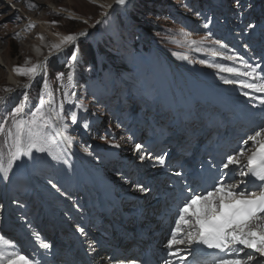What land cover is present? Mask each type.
Here are the masks:
<instances>
[{
	"label": "rangeland",
	"instance_id": "374dc122",
	"mask_svg": "<svg viewBox=\"0 0 264 264\" xmlns=\"http://www.w3.org/2000/svg\"><path fill=\"white\" fill-rule=\"evenodd\" d=\"M110 1L112 2V0H31V3L37 5L32 8L29 7V0H0V97L3 98L0 99V123L7 119L6 127L12 126L9 113L23 100L25 91L28 93V99L21 113L23 119H31L32 113L40 107L41 100L43 101L42 112L50 125L44 129L49 138L46 147L50 151L39 152L33 149L30 156L38 174L45 179L46 187L56 186L60 179L59 175L70 171L71 167L68 153L56 133L54 121L49 113L48 95H45L42 79L45 72L54 109L65 130L78 144L76 147L79 154L95 171L104 175L110 174L101 166L94 151L97 143L115 146L119 151L133 155L136 151L135 141L126 133L124 122L128 114L134 115L131 111L133 98L128 97L129 91L122 79L131 82V88L133 87L137 96L138 93H147L149 96L155 94L157 80L162 75L167 83L170 78L175 81V76L171 71L168 72L173 68L172 62L167 66L163 58L160 60V55L154 56L152 48L156 52L164 50L178 62L180 60L182 67H185V74L187 70L194 71L209 80L227 85L221 75L223 69L216 67L212 57L227 60L231 58L226 52L218 53L221 42L216 40V45L214 39L208 36L205 21L207 19H203L207 15L202 9L209 6L211 1L129 0L128 7L126 4L117 5L115 0L107 6L106 3ZM242 2L246 5L249 3L248 0H221L220 6L231 3L232 6L238 7ZM240 9L242 12L244 7L241 5ZM30 22H34L35 27L29 28ZM89 28L92 29L91 32L88 31ZM86 30L89 34L81 36L86 39L79 42L76 61H71V54L77 48L73 45L65 49L69 45L66 44L61 47L62 52L59 55L47 61L44 66L45 72L39 73L40 77L38 74L35 80L19 75L14 70L17 66L31 67L33 64H39L40 59L43 60L45 56L58 51L53 45L60 44L62 38ZM41 37L43 38L40 40ZM193 41L196 43H192ZM81 43L89 44L93 49V55L87 60L84 51L81 50ZM146 43L148 48L144 45ZM35 46H38L41 54L34 52ZM144 56L149 57V64L144 63ZM70 62L73 67H69ZM104 63L107 65L106 68L102 66ZM63 64L66 66L59 68ZM157 64L158 73L161 74L157 73L154 83ZM59 73L64 74L63 79L58 78ZM70 74L72 80L68 79ZM14 77L18 79V84L12 82ZM115 79L118 85L115 84ZM23 85L29 87L23 88ZM168 85L166 88L160 86L165 103L169 95ZM141 106L142 103L139 107ZM78 107L83 114L80 124L93 138L90 143L82 141L81 133L84 129L76 120L75 122L72 120L73 113L77 119L75 108ZM97 128L100 133H95ZM109 132L110 134L114 132L115 140ZM6 139L5 135H0V164L3 168H8L10 154L15 151L5 143ZM54 156L61 159H54ZM22 164L21 155L12 163L8 173H14L15 177L23 176ZM0 173L4 171L0 169ZM55 177L59 178L55 180ZM17 184H19L17 192L25 201L24 191H28L29 186L25 180ZM13 205L15 211H20L22 208L28 210L30 204L25 202L20 204L16 199ZM5 225V229L13 226L6 222Z\"/></svg>",
	"mask_w": 264,
	"mask_h": 264
},
{
	"label": "snow or ice",
	"instance_id": "6c2138e0",
	"mask_svg": "<svg viewBox=\"0 0 264 264\" xmlns=\"http://www.w3.org/2000/svg\"><path fill=\"white\" fill-rule=\"evenodd\" d=\"M115 2L117 5H125L127 0H115ZM29 7L35 8L37 5L29 0ZM28 27H35L34 22H30ZM16 35L19 36V33ZM79 35L84 36L85 33L81 32ZM76 39L75 35L65 36L61 43L54 44L53 48L59 51L63 45ZM192 43L196 42L193 41ZM78 50L77 48L72 52L71 61H76ZM230 58L234 59L235 57ZM69 67H73L71 62ZM216 67L235 73L238 76H251L259 65L256 67L246 65V67L251 68L250 72H241L240 69L225 67L224 65H216ZM14 70L19 75L35 78L39 73L45 72V67L43 64H33L31 67L17 66ZM63 76V73L58 74L60 79H63ZM72 78L70 74L68 79L72 80ZM42 79L44 89H48L49 82L46 72ZM225 82L235 83V81L228 80ZM244 86L264 93V84L247 83ZM22 87L27 88L29 85H23ZM6 91H11V89H6ZM245 95L250 94L246 92ZM0 99L3 98L0 97ZM27 99L28 93L25 91L23 100L9 113L12 122L11 127H6L8 125L7 119L0 123V135H5L7 137L5 143L8 144L10 149H15L10 154L8 168H3L0 164V169L4 171L5 177H7L12 163L19 159L22 154L31 155L33 149L39 152L50 151L46 147L49 138L44 131L50 125L47 122V117L42 112L43 101L41 100L40 107L32 113V118L25 120L21 117V113H23ZM257 99L260 104L264 105V96L257 97ZM72 120L73 122L76 120L75 113L72 114ZM71 139V137H68L69 142H71ZM250 141L255 145V150L247 156L246 163L242 164L241 157L245 155V150L241 148L237 154L227 157L223 168L240 166L239 175L241 177H254L260 182L258 186L261 191L259 193L245 192L244 190L237 192L235 190L236 185L228 184L221 179L213 186L212 190L204 194L190 195L179 208L178 216L174 221L175 226L171 230L167 243L168 255L176 257L179 264H188L186 255L182 253L193 247L217 250L220 255L213 258L211 264H253V254L245 253L246 259L239 258V254L244 252L245 249H252L255 254L264 258V127L248 136L243 144L247 145ZM136 147L139 149L140 145ZM53 158L61 159L59 156ZM159 159L163 163L164 158L160 157ZM244 168L247 171L243 170ZM188 191L191 193L192 190L188 189ZM197 205H199V208H197ZM82 231L83 229H81ZM4 244V238L0 237V264H4L5 259H7V264H34L33 260L24 255L13 253L6 257ZM43 247L48 248L49 245L44 244ZM120 264H123V262H120ZM130 264H135V262L132 261ZM165 264H172V261L168 260Z\"/></svg>",
	"mask_w": 264,
	"mask_h": 264
},
{
	"label": "bare ground",
	"instance_id": "6f19581e",
	"mask_svg": "<svg viewBox=\"0 0 264 264\" xmlns=\"http://www.w3.org/2000/svg\"><path fill=\"white\" fill-rule=\"evenodd\" d=\"M96 1H100V0H96ZM112 3H113V0H112V2H111V1H110V2H107L106 5L108 6V5H111ZM27 24H28V23H27ZM24 30H25V29H24ZM27 31H28V30H27ZM83 33H86L84 36H88V34H89V32H87V31H86V32H83ZM59 37H60V36H59ZM62 37H63V36H62ZM62 37H61V38H62ZM40 40H41V38H40ZM62 40H63V38L61 39V41H62ZM40 43H41V42H40ZM34 52H37V54H38V53L41 54V51H40V49L38 48V46H35V48H34ZM40 54H39V56H40ZM164 59H165L166 64H168L169 62H172V64H173V68H171L168 72L171 71L172 75L175 76V77H174V78H175V81H172L173 78H170V80H169L170 95H171L173 98H175L176 94L179 93V90H180L179 86H180V87H183V88L185 89V87L182 86L183 83L180 84V81H181V80H183V81H189V80L185 79V76H184L183 71H182V69L185 70V67L178 66V64H176L175 61H173L172 59H170L169 56H166V55H165ZM44 60H45V59H43V60L40 59V63H39V64H43V65L45 66L46 62H44ZM160 60H162V59L160 58ZM172 71H174V73H173ZM186 76H189L188 73L186 74ZM39 77H40V74H39ZM169 77H170V76H169ZM178 79H179L180 81H178ZM12 82H13L14 84H18V79H17L16 77H14V78L12 79ZM189 82H190V81H189ZM17 86H18V85H17ZM174 88H175L176 90H174ZM44 90L47 91L48 94H50V92H49L48 89H44ZM182 93H183V89H182ZM180 97H181V95H180ZM182 97H183V96H182ZM135 123H136V125H139V122L136 121V120H135ZM139 127H140V126H139ZM89 169H91L90 166H89ZM89 175L92 176L91 173H90ZM1 201H2V200H0V202H1ZM47 218H48V222H47V224H45V225L42 226L41 228L46 227V226L48 225L49 222H52V221L54 220V218H53L52 216H48ZM5 222L8 223V224H12V225L15 224L14 222H11V221H10V222L5 221ZM14 229H15V227L12 226V227L7 228L6 231H7V232H12V231H14ZM107 232H108V231H107ZM107 232H106V233H107ZM100 233H103V231H101ZM103 235H104V234H103ZM112 236H113V238H115V239L128 237V235H124V234H117V235H112ZM159 247H160V245H158V247H157V250H158L157 253H159V251H160V248H159ZM145 252H146V251H145ZM154 252H156V251H154ZM5 256H6V255H5ZM6 257H7V256H6ZM262 262H263V261H262ZM4 264H7V259H5Z\"/></svg>",
	"mask_w": 264,
	"mask_h": 264
},
{
	"label": "trees",
	"instance_id": "16d2710c",
	"mask_svg": "<svg viewBox=\"0 0 264 264\" xmlns=\"http://www.w3.org/2000/svg\"><path fill=\"white\" fill-rule=\"evenodd\" d=\"M145 45V44H144ZM146 48H148L147 47V45H146ZM81 50H83L84 51V55H85V60H87L91 55H93V49H92V47L89 45V44H83V43H81ZM143 61H145L144 60V58H143ZM89 63V62H88ZM96 63V62H95ZM65 67L66 65L65 64H63V65H61V66H59V68H61V67ZM104 68H106L107 67V65L104 63L103 65H102ZM51 68V67H50ZM51 76H52V73H51Z\"/></svg>",
	"mask_w": 264,
	"mask_h": 264
},
{
	"label": "water",
	"instance_id": "95a60500",
	"mask_svg": "<svg viewBox=\"0 0 264 264\" xmlns=\"http://www.w3.org/2000/svg\"><path fill=\"white\" fill-rule=\"evenodd\" d=\"M77 37V39H80L81 38V36H76ZM76 39V40H77ZM75 40V41H76ZM74 43V41L73 42H71L67 47H65V49L66 48H68V47H70L72 44ZM63 50H64V48H63ZM62 52V50H59V51H55L54 53H52V54H49V55H47L44 59V62H47L49 59H51V58H53L54 56H56V55H59L60 53ZM33 80H35V78H33ZM50 101V100H49Z\"/></svg>",
	"mask_w": 264,
	"mask_h": 264
}]
</instances>
